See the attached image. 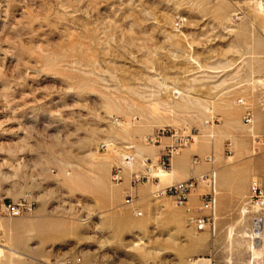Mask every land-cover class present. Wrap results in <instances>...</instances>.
Returning a JSON list of instances; mask_svg holds the SVG:
<instances>
[{
  "label": "rangeland",
  "instance_id": "1",
  "mask_svg": "<svg viewBox=\"0 0 264 264\" xmlns=\"http://www.w3.org/2000/svg\"><path fill=\"white\" fill-rule=\"evenodd\" d=\"M181 136L192 139L172 158L179 179L162 182L156 166ZM256 137L264 138V0H0V204L36 203L32 215H0V264H253L252 243L239 236L251 227L249 197L234 214L218 210L213 234L155 192L196 168L209 172L211 156L218 176L228 169L236 184L264 187ZM127 152L133 169L114 184ZM146 157L152 179L130 201ZM206 192L200 183L191 205Z\"/></svg>",
  "mask_w": 264,
  "mask_h": 264
},
{
  "label": "built area",
  "instance_id": "2",
  "mask_svg": "<svg viewBox=\"0 0 264 264\" xmlns=\"http://www.w3.org/2000/svg\"><path fill=\"white\" fill-rule=\"evenodd\" d=\"M239 104L245 107L243 115V123L246 126L253 124V113L251 109L246 105L245 101L240 99ZM216 123L215 118H210L206 124L214 125ZM114 124H119V119L114 120ZM174 137V136H173ZM190 136H181L177 138L170 146H166L160 157V160L156 166L157 171H167L172 167V158L174 154L179 152L182 147L187 145L191 141ZM156 142H158L156 140ZM255 143L257 146L264 147V138L256 137ZM110 146V145H109ZM108 148L107 145L102 146V149ZM127 150H133L132 147H126ZM258 148H256L257 150ZM197 160V159H196ZM136 161V155L127 152L123 156L120 165L115 166L112 171L111 181L114 184H121L123 181V173L126 168H130ZM205 162L211 165L210 171L199 175L197 177H191L188 180L172 184L163 189L155 192L156 197H170L173 199L176 207L184 209L188 215L189 225L196 228L197 231L203 232L209 230L211 233L216 232V213L218 207V179L217 171L214 167L216 160L214 156L207 157ZM144 173H133L130 190L126 193V197L132 201L134 197L133 190L145 182H149L152 179V172L154 166L151 164L150 158L146 157L143 161ZM200 183H205L207 186V192L201 195V202L198 208L191 205L190 196ZM36 210V203L30 200L28 197H23L17 201L3 200L0 204V212L9 219H15L26 215H32ZM247 213L250 215V230L248 239L252 245L258 246L261 244V236L264 232V187L258 182L253 181L250 186V194L248 198ZM138 217L143 216V212L135 211Z\"/></svg>",
  "mask_w": 264,
  "mask_h": 264
},
{
  "label": "crops",
  "instance_id": "3",
  "mask_svg": "<svg viewBox=\"0 0 264 264\" xmlns=\"http://www.w3.org/2000/svg\"><path fill=\"white\" fill-rule=\"evenodd\" d=\"M198 172L199 170L196 168V170L187 174L185 178L189 179L191 177H197ZM228 174H229V170L226 169V172H221L219 176L217 175V179H218L217 183H218V191H219L217 212L219 210L220 213L223 215L234 214L237 212V210L242 206L244 201L249 197L250 186H251L249 179H244L240 183L236 184L232 178L228 177ZM176 179L179 178H176V176H174L173 181L171 183L175 182ZM0 215L3 217L2 219L5 221L9 219L6 216H4L2 212H0ZM9 220H13V219H9ZM8 234L9 232H6V236ZM3 235L4 232H1L0 238H3ZM13 235L16 238H20L21 232L15 231L13 232Z\"/></svg>",
  "mask_w": 264,
  "mask_h": 264
},
{
  "label": "bare ground",
  "instance_id": "4",
  "mask_svg": "<svg viewBox=\"0 0 264 264\" xmlns=\"http://www.w3.org/2000/svg\"><path fill=\"white\" fill-rule=\"evenodd\" d=\"M175 94L179 95V92H176ZM211 136L213 137V135H211ZM212 137H208V138L211 139ZM107 146L109 147V145H107ZM107 150H109V148H107ZM176 164L177 165L180 164V161H178V158H177V161H176V163L174 165L176 166ZM130 169H133V165L130 167ZM156 173H158V174H156L155 176L159 177L160 180L162 179V182H167V180L168 181L170 180V182H172L173 178H174V176L176 174L175 171L172 170V168L170 170H167V171H157ZM244 213L246 214L247 211H244ZM234 236H235V233L233 231H231L230 235H229L230 240H233ZM239 236L244 239V238H247L249 236V234H240ZM261 238H262L261 244H259L258 246L251 245V244L249 245L250 246V252H251V263H253V264L255 263V261H259V260H261L264 257V232H263ZM201 240L202 239H200V237H196V236H194V234H193V236H191V244H195L196 245L199 242H201ZM0 249L2 250L3 248L0 247ZM201 260L202 259H197L196 260V259H193V258H189V264H198ZM204 260L210 262V259H204Z\"/></svg>",
  "mask_w": 264,
  "mask_h": 264
}]
</instances>
